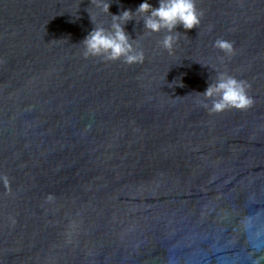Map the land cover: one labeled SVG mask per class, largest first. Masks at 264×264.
Here are the masks:
<instances>
[{"label":"water","instance_id":"water-1","mask_svg":"<svg viewBox=\"0 0 264 264\" xmlns=\"http://www.w3.org/2000/svg\"><path fill=\"white\" fill-rule=\"evenodd\" d=\"M0 264H264V0H0Z\"/></svg>","mask_w":264,"mask_h":264}]
</instances>
